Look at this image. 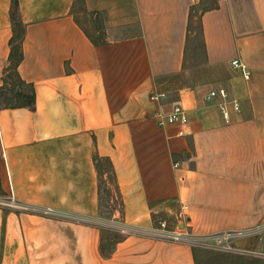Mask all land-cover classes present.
Segmentation results:
<instances>
[{"label": "crops", "instance_id": "crops-1", "mask_svg": "<svg viewBox=\"0 0 264 264\" xmlns=\"http://www.w3.org/2000/svg\"><path fill=\"white\" fill-rule=\"evenodd\" d=\"M78 1L19 0V72L37 101L0 108L1 194L62 215L0 206V264H199L189 245L139 235L102 254L98 157L114 165L115 217L126 225L152 228L156 217L178 218L182 205L180 226L196 235L263 224L264 0H216L201 10L204 57L193 69L203 76L179 85L204 0H83L81 11ZM12 3L0 0V88ZM89 16L104 19L101 28L82 20ZM220 87L241 104L240 112L228 105L230 122L220 98L205 101ZM177 104L189 113L184 136L153 117ZM254 240L239 245L263 251L264 238Z\"/></svg>", "mask_w": 264, "mask_h": 264}, {"label": "rangeland", "instance_id": "rangeland-1", "mask_svg": "<svg viewBox=\"0 0 264 264\" xmlns=\"http://www.w3.org/2000/svg\"><path fill=\"white\" fill-rule=\"evenodd\" d=\"M205 6L203 8H196L194 14V19L192 23V37L190 38V54H189V62L191 65L188 73H184L183 75L176 77L173 79L174 85H179L193 81L195 78L199 77V74L194 71V67L203 59L204 57V49H203V35L201 29V10H205L208 8H212L216 4V0H204ZM80 5V6H79ZM76 9L82 10V3L80 0L77 3ZM82 14L80 17L82 18ZM87 19H82L86 21L90 28L93 26L95 28H101L103 25L104 19L97 23H93L91 16L86 17ZM101 24V25H100ZM92 26V27H91ZM191 63V64H190ZM196 72V73H195ZM201 74L200 77H202ZM112 162V161H111ZM107 169L104 170L100 177V187H101V214L103 218V223L101 224L103 235L102 238L108 246H111L115 242H119L123 240L125 237L130 235H138L134 233H123L122 230L126 228H141L136 225H126L122 218L118 215L115 217V211L117 208H120V193L118 191L116 174L114 171V165L110 164V162H105ZM7 195L0 194V198H5ZM3 207V206H2ZM181 210V209H180ZM180 213V211L178 212ZM179 216V215H178ZM187 216V213H186ZM187 219V218H186ZM156 225L162 221L166 220L170 224L172 228L177 225L179 219L177 217H165L155 218ZM186 221V220H185ZM144 228H141L143 230ZM238 234L234 237L233 242L225 248H221L215 245H208L207 247H195L197 251H199V264H264V250H260V248L254 243H248L247 246L239 245L240 240L252 239L255 238L256 241H260L264 238L263 234ZM142 236V235H139ZM251 247V248H249ZM102 252V251H101Z\"/></svg>", "mask_w": 264, "mask_h": 264}, {"label": "built area", "instance_id": "built-area-1", "mask_svg": "<svg viewBox=\"0 0 264 264\" xmlns=\"http://www.w3.org/2000/svg\"><path fill=\"white\" fill-rule=\"evenodd\" d=\"M233 65L236 67L240 66V61L235 60ZM244 70V68H243ZM246 77L250 78V75L246 73ZM220 98L221 102L218 103L221 113L226 122H230V112L228 110V105L231 104L235 111H241V104L236 99H230L228 90L224 87H220L217 89L211 90L205 97V101L208 105L215 104V100ZM153 117L158 122V125L161 127L166 126H178L179 127V135L184 136L187 135V128L190 124L189 113L188 110L177 104L173 107L170 112H159L155 113ZM179 164H176L178 166ZM0 206L8 207L13 210H17L20 212H34L39 213L46 216H59L62 215L58 211L53 208H44L35 210L31 206H27L16 198L15 194L12 193L5 198H0ZM189 207L187 205H182L180 213H178L177 225L172 228L168 221L162 220L157 225L149 229L141 228H126L122 230L123 233H134L154 239L165 240L174 243L186 244L193 248L195 247H207L208 245L218 246L221 248H225L233 242L232 239L238 234H263L264 233V223L259 226L253 228L252 230L242 231V232H222L217 234H208V235H196L192 233L190 230L185 229L180 226V222H184L186 220V213L188 212Z\"/></svg>", "mask_w": 264, "mask_h": 264}, {"label": "trees", "instance_id": "trees-1", "mask_svg": "<svg viewBox=\"0 0 264 264\" xmlns=\"http://www.w3.org/2000/svg\"><path fill=\"white\" fill-rule=\"evenodd\" d=\"M80 1L82 2L83 0ZM11 15L14 27V35L11 39L12 52L10 62L4 72V85L0 88V108H34L37 101L34 85L26 82L19 72V66L24 59L23 42L26 33V27L20 17L19 0H13ZM105 162H110V164H112L110 159L97 158V169L100 177L102 172L107 169ZM1 193L2 188L0 182V194ZM105 242L106 241L102 238L101 251L105 257H109L113 253L118 242H115L111 246H108Z\"/></svg>", "mask_w": 264, "mask_h": 264}]
</instances>
